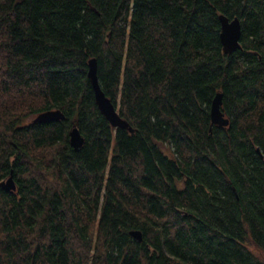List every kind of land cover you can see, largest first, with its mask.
Returning <instances> with one entry per match:
<instances>
[{
    "label": "trees",
    "instance_id": "1",
    "mask_svg": "<svg viewBox=\"0 0 264 264\" xmlns=\"http://www.w3.org/2000/svg\"><path fill=\"white\" fill-rule=\"evenodd\" d=\"M0 264H264V0H0Z\"/></svg>",
    "mask_w": 264,
    "mask_h": 264
},
{
    "label": "water",
    "instance_id": "2",
    "mask_svg": "<svg viewBox=\"0 0 264 264\" xmlns=\"http://www.w3.org/2000/svg\"><path fill=\"white\" fill-rule=\"evenodd\" d=\"M219 19L221 22L220 40L223 46V50L226 53H231L241 47V19L238 16L230 18L224 13L219 14ZM88 64V76L91 79L95 99L101 112L106 116L112 126L125 127L130 131H134V128L130 125L128 120L120 115L112 99L108 95H106L105 91L102 89L97 76V58H89ZM222 102V92L217 91L212 99V103L210 106V117L212 124L228 125L229 123V117L226 116L225 112L222 110ZM64 117L65 113L60 108H49L39 112L34 117V121L49 122L57 119H62ZM69 140L70 144L75 149H79L84 143L85 138L76 124L73 125L69 131ZM1 185L5 190L10 191H14L17 188L12 173L7 178L1 181ZM131 233L138 240L143 239V234L140 229H132Z\"/></svg>",
    "mask_w": 264,
    "mask_h": 264
}]
</instances>
